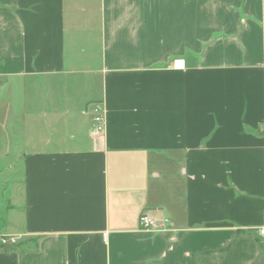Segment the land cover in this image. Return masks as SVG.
<instances>
[{
  "label": "crops",
  "instance_id": "obj_1",
  "mask_svg": "<svg viewBox=\"0 0 264 264\" xmlns=\"http://www.w3.org/2000/svg\"><path fill=\"white\" fill-rule=\"evenodd\" d=\"M263 223L264 0H0V264H264Z\"/></svg>",
  "mask_w": 264,
  "mask_h": 264
},
{
  "label": "built area",
  "instance_id": "obj_2",
  "mask_svg": "<svg viewBox=\"0 0 264 264\" xmlns=\"http://www.w3.org/2000/svg\"><path fill=\"white\" fill-rule=\"evenodd\" d=\"M173 67L176 68V69H184L185 68V61L184 60H176L173 63ZM97 121H100V120L97 119ZM139 224H140V227H141L142 230H151V229H154L156 227L155 221L147 213H143L140 216ZM258 234H259V236L261 238L264 239V223L259 228ZM2 243L5 246L8 244L6 240H3ZM10 244L16 245L17 241L16 240H11Z\"/></svg>",
  "mask_w": 264,
  "mask_h": 264
},
{
  "label": "trees",
  "instance_id": "obj_3",
  "mask_svg": "<svg viewBox=\"0 0 264 264\" xmlns=\"http://www.w3.org/2000/svg\"><path fill=\"white\" fill-rule=\"evenodd\" d=\"M33 243L36 245V241H33ZM23 246V244L19 245V246H16V245H12V247L10 248L9 251L11 252H15V251H18V249H20L19 247Z\"/></svg>",
  "mask_w": 264,
  "mask_h": 264
},
{
  "label": "rangeland",
  "instance_id": "obj_4",
  "mask_svg": "<svg viewBox=\"0 0 264 264\" xmlns=\"http://www.w3.org/2000/svg\"><path fill=\"white\" fill-rule=\"evenodd\" d=\"M3 244V243H2ZM12 245V244H11Z\"/></svg>",
  "mask_w": 264,
  "mask_h": 264
}]
</instances>
